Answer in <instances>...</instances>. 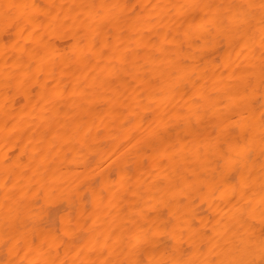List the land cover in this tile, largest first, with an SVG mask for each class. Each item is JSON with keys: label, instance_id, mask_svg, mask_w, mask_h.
Instances as JSON below:
<instances>
[{"label": "bare ground", "instance_id": "bare-ground-1", "mask_svg": "<svg viewBox=\"0 0 264 264\" xmlns=\"http://www.w3.org/2000/svg\"><path fill=\"white\" fill-rule=\"evenodd\" d=\"M262 4L0 0V264H264Z\"/></svg>", "mask_w": 264, "mask_h": 264}, {"label": "snow or ice", "instance_id": "snow-or-ice-1", "mask_svg": "<svg viewBox=\"0 0 264 264\" xmlns=\"http://www.w3.org/2000/svg\"><path fill=\"white\" fill-rule=\"evenodd\" d=\"M5 12H4V15L7 17L8 15H10V13L12 12V10L14 9H21V8H28L29 6L26 5V4H9V5H5ZM261 8L264 9V4L261 5ZM262 55H264V53H262ZM261 203L264 204V196H262L261 198ZM262 216H264V212H262ZM163 227H167V223H165L163 225ZM163 234V233H161ZM65 235H71V232L70 231H66L65 232ZM261 247H262V250H264V240L261 241ZM168 264H177V262H168ZM243 264H254V262H243Z\"/></svg>", "mask_w": 264, "mask_h": 264}]
</instances>
